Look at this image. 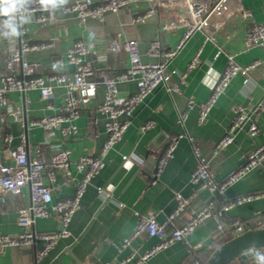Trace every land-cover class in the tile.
<instances>
[{"label": "crops", "instance_id": "1", "mask_svg": "<svg viewBox=\"0 0 264 264\" xmlns=\"http://www.w3.org/2000/svg\"><path fill=\"white\" fill-rule=\"evenodd\" d=\"M62 2L69 4L72 0ZM147 8L146 0L130 1L117 13H107L103 22L95 19L80 22L57 9L54 11L53 24L28 26L32 41L55 40V47L29 53L26 58L41 64L39 74L72 72L74 66L68 62L59 69L52 65V61L65 58L73 42L81 40L89 50L87 60L94 67L95 78L100 80L105 76L121 74L129 67V58L124 50H112L116 38L122 42L137 40L142 59L146 62L150 61L147 51L151 41L158 38L165 48H175L183 36L185 27L181 19L185 14L177 0H161L152 18L143 24H135V15L144 13ZM245 11L251 14L249 18L243 17ZM7 21L6 16L0 17V26L6 28ZM210 21L212 28H218L212 39L206 32L195 33L169 66V79L135 109L123 139L105 158L101 176L86 190L70 224L71 236L60 239L40 262H37L36 254L42 248V242L36 246H0V264H59L60 260L64 264H74L75 260L68 252L75 256L76 264H122V261L132 256L142 258L158 244L157 239L145 233L132 240L126 248L120 249L123 241L135 232L138 214L154 213L157 220L163 222L165 215L173 213L176 208L177 193L189 198L190 208L193 209H200L214 199L208 190H198L190 183L197 165L194 146L199 147L201 154L210 162L216 180L223 181L246 162L252 150L264 145V110L258 108L264 100V70L248 78L235 76L207 120L201 124L198 121V105L209 98L227 65L228 56H234L241 66L263 58L261 47H247L245 37L252 24L264 25V0H225ZM170 23H175L177 27L162 32V27ZM197 55L199 64L188 71L189 64ZM4 68L5 58L0 45V71ZM174 84L179 85V91L171 93L169 89ZM118 88L119 97L124 98L136 93L138 84L136 80H129L121 82ZM56 94L57 102H61L66 94L65 89L57 88ZM104 99L105 88L99 86L96 98L82 109L76 121L79 130L76 137H66L57 130L52 139H48L43 128L31 126L32 121L52 114L46 109L39 92L29 91L25 95L11 93L6 112L20 110L21 117L17 120L9 116L3 118L0 113V157L11 164L9 148L18 146L20 136L24 133L29 157L42 152L49 164L58 149L67 148L71 152V168L75 171L78 158L85 154H98L106 140V118L97 111ZM191 100L195 106L189 108ZM237 106L246 109L259 132L252 137L248 134V126H244L237 133L234 143L215 153V145L232 125ZM183 115L186 116L184 120ZM149 120L155 124L151 130L144 132L142 126ZM5 134L13 136L10 146L4 142ZM169 137H179L177 149L163 172L157 175L159 156L165 151ZM44 181L51 186L55 201L67 200L74 195L75 183L67 182L61 172H57L52 182L45 173ZM97 187H103L101 194H98ZM263 191L264 161L218 197L216 206L218 208L227 200L241 195ZM29 202L28 189L19 195H7L6 201L0 202V234L17 235L22 231L18 212ZM188 217V212H185L181 221ZM234 220L242 222L246 229L263 228L264 197L238 205L225 215L226 223ZM59 228L58 217L40 218L35 224V230L40 233L53 232ZM218 231L217 222L208 221L186 243H175L157 251L142 264H190L195 260L201 263V259L231 237L230 233H221L216 239ZM102 238H106L105 241ZM232 264L240 262L236 260ZM248 264H264V258Z\"/></svg>", "mask_w": 264, "mask_h": 264}, {"label": "built area", "instance_id": "2", "mask_svg": "<svg viewBox=\"0 0 264 264\" xmlns=\"http://www.w3.org/2000/svg\"><path fill=\"white\" fill-rule=\"evenodd\" d=\"M134 0H72L63 3L56 0L54 4L42 3V0H23L14 13L3 15L7 17V27L0 26V45L5 58V68L0 71V113L3 118L8 116L14 120L20 119L21 111L6 112L9 95L18 92L25 95L29 91H37L46 104V109L52 114L31 122V126L43 128L48 139H52L55 131L60 130L66 137L74 138L78 135L76 121L81 116L84 107L90 104L97 96L99 86L105 88L104 102L98 106L97 111L106 118V140L98 154H85L75 162V171L71 168V152L67 148L58 149L47 163L42 152L29 157L26 150V135L20 136V144L10 147L12 163H6L0 157V202L6 201L7 195H19L24 189L30 192V202L19 210L18 223L22 231L17 235L0 234L2 248L18 247L23 245L36 246L42 242V248L36 254L37 262L42 261L62 238L71 236L70 224L80 202L93 181L101 176L105 166V158L121 140L131 124V117L138 105L143 103L159 86L165 84L170 75L168 68L173 60L180 54L187 41L197 32H206L210 39L218 28L211 27V16L218 10L225 0H177L178 5L184 10L181 19L185 27L183 36L175 48H165L157 38L149 44L147 54L150 61H144L140 53V44L137 40L122 42L116 38L112 43V50H124L128 54L129 67L125 72L115 76H105L100 80L95 78V70L87 60L89 50L81 40L73 42L68 48L65 58H56L52 65L62 68L65 62L74 66L72 72L56 74H39L41 64L30 62L26 56L32 52L50 50L55 47V40L32 41L29 37L28 26L39 27L53 24L54 11L60 10L65 15H71L80 22L95 19L100 22L105 20L107 13H117L120 8ZM147 10L135 15L133 22L143 24L152 18L159 7L161 0H146ZM243 1V0H238ZM240 10V9H239ZM249 12H243L244 18H249ZM2 17V16H0ZM177 25L170 23L162 27V32L175 29ZM247 47L259 46L264 53V25L252 24L246 33ZM200 62L197 55L188 66V71L197 67ZM264 70V56L249 65H239L234 56H228L227 65L219 80L214 86L209 98L198 105L199 123H204L219 97L227 90L232 79L237 75L246 78L251 74ZM174 74V72H173ZM184 77V76H183ZM129 80H136L138 91L132 95L119 97V84ZM57 88L65 89V96L57 102ZM179 85L174 84L169 92H178ZM195 106L194 101H189L188 107ZM264 110V100L258 105ZM185 115L182 119H185ZM154 121L149 120L143 126L144 132L154 126ZM25 127V125H22ZM248 126V134L255 136L259 132L257 124L243 106H237L234 112L232 125L222 139L215 145L214 152L228 147L234 143L237 133ZM179 137H169L166 149L157 164V175L161 174L168 162L174 157ZM13 141L11 134L4 135V142L10 146ZM197 165L191 175L190 183L198 190H208L214 197L200 209L190 208L189 198L181 194L175 195L176 208L173 213L165 215V220L159 222L154 213L140 215L138 226L130 238L123 241L120 249L129 246L135 238L145 233L150 238L158 240L156 247L146 256L136 259L134 256L122 261V264H142L153 253L168 248L175 243H186L188 238L204 223L214 220L217 222L219 232L225 228L233 231L244 229L238 220L226 223L225 215L233 208L264 197V191L241 195L227 200L217 208L218 197L243 180L248 174L257 169L264 161V145L252 150L247 155L246 162L235 171L231 172L223 181H217L210 162L199 149L194 146ZM48 166L50 170L47 171ZM57 172L63 173L67 182L75 183L74 195L67 200L55 201L51 186L44 181L45 173L49 181H54ZM98 194L103 192V187H97ZM188 212L189 217L181 221L182 215ZM58 217L60 228L49 233H40L35 230V224L40 218ZM110 264V263H102ZM190 264H201L198 260Z\"/></svg>", "mask_w": 264, "mask_h": 264}, {"label": "water", "instance_id": "3", "mask_svg": "<svg viewBox=\"0 0 264 264\" xmlns=\"http://www.w3.org/2000/svg\"><path fill=\"white\" fill-rule=\"evenodd\" d=\"M163 153L164 151L160 154L159 159ZM221 233H230L231 237L214 250L206 264H232L236 260L240 264H248L255 259L264 258V227L253 229L244 227L240 231H233L227 227L223 232L218 231L215 238H219ZM106 238H102V240L105 241ZM68 254L76 264L75 256L71 252ZM59 264H64L63 260H60Z\"/></svg>", "mask_w": 264, "mask_h": 264}, {"label": "clouds", "instance_id": "4", "mask_svg": "<svg viewBox=\"0 0 264 264\" xmlns=\"http://www.w3.org/2000/svg\"><path fill=\"white\" fill-rule=\"evenodd\" d=\"M23 0H0V16L11 15ZM42 3L54 4L56 0H42Z\"/></svg>", "mask_w": 264, "mask_h": 264}, {"label": "trees", "instance_id": "5", "mask_svg": "<svg viewBox=\"0 0 264 264\" xmlns=\"http://www.w3.org/2000/svg\"><path fill=\"white\" fill-rule=\"evenodd\" d=\"M253 229V228H252ZM225 242V241H224ZM221 245V244H220ZM219 245V246H220ZM218 246V247H219ZM218 247H216V248H218ZM216 248H214L211 252H210V254H208L203 260L201 259V264H206L207 263V261H208V259L210 258V256H211V254L214 252V250L216 249Z\"/></svg>", "mask_w": 264, "mask_h": 264}]
</instances>
